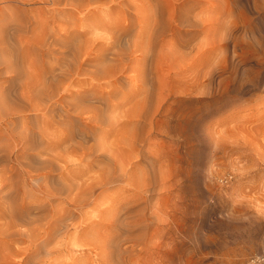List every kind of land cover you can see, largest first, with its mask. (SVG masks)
Segmentation results:
<instances>
[{
    "label": "rangeland",
    "instance_id": "1",
    "mask_svg": "<svg viewBox=\"0 0 264 264\" xmlns=\"http://www.w3.org/2000/svg\"><path fill=\"white\" fill-rule=\"evenodd\" d=\"M18 1L0 0V10H2L0 27H3L1 29L4 32L2 34L0 31L3 35H0V56L5 55L0 57L4 60V63L0 60L2 63L0 92H3L0 95L4 97L5 93V98L0 99V102L5 105L7 103L9 105L13 97L15 99L22 83L21 79L7 67H11L10 64H22L23 62L19 63V59L23 61L24 51L28 47L24 42L21 48L18 47L20 49L18 53L16 35L19 32H14L16 26L13 22L16 21L12 19L18 20L20 16L18 23L16 22L18 25L21 19L27 21L26 18L32 16V12L37 10L35 13L41 15L42 9L44 11L50 8V5H46L41 0H27V3L25 0ZM182 2L185 3L182 10L183 22L176 18ZM13 3L16 8L18 5L21 6L16 9ZM147 4H152L157 19V25L154 24L150 30L147 29L148 32L144 31L145 39L148 38V34L152 35L150 40L147 39L149 40L147 41L148 57L144 56V60L133 61L129 65V71L125 72L129 76L122 74L127 77L125 76V79L123 76L120 79L122 82L113 87L116 89L110 87L106 90L105 87L106 91L115 93H111L113 96L111 94L108 96L107 108L105 103L100 105V101L91 104L92 108L98 106L99 110L106 108L105 111L103 110L104 114L106 112L105 115L103 114L106 123L98 126L97 130L100 131L96 133L97 137L95 136L92 142L98 143V140H102L104 149L108 152H106L107 158L96 159L101 161H98L97 166L95 159L89 161L90 164L94 161V166L93 163L92 166L89 165L91 166L89 172L85 173L82 170L85 175L80 177L84 180L89 173L94 177L96 173L98 174L96 176H99L98 172L105 171L104 175L101 173L100 181L96 180L98 177L94 180L92 175L90 176L93 196L99 198L102 195V199H95L96 202L88 207L80 206L81 208H78L80 211L69 209L73 212L71 214L73 219H64L61 224L66 226L62 228V225L58 226L59 230H55L56 233L53 231V235L41 229L40 237L43 239L39 238V240H44L42 242L44 245H39V248L34 246L39 240L33 243L32 237L27 236L29 235L27 224L15 226L12 223L10 226L7 219L0 218V226L3 228L8 225L10 230H21L17 235L0 236V264H77L81 259L84 260V264L85 262L86 264H244L253 257H264V0H165L163 14H160L162 8L156 0H148L145 4L137 0L136 9L139 17L144 18L147 15ZM4 16L7 20L3 19ZM162 21L166 25L171 21L170 31L169 29L161 31L159 26ZM27 25L30 27L29 22ZM28 29L23 32L30 36ZM130 38L133 36H129L128 40H131ZM12 41H14L13 45ZM118 45L120 47H117ZM122 47L117 44L114 50L120 48L126 50L124 56L126 55L127 58L129 51L126 45L125 49ZM7 50L10 51L8 55L5 53ZM134 55L138 58L142 54L136 50L129 54L130 57ZM50 59L49 63L54 66L56 61ZM101 78L103 79L94 80L93 83L106 84L105 82L110 80L106 77ZM79 79L82 80L81 83L91 81L86 76H80ZM7 85L9 87H6ZM77 85L79 83H74L69 90L72 92L80 90ZM6 97H9L10 101H5ZM0 104L3 107V104ZM5 105L3 108L0 107L2 112L0 113V150L2 151L0 156L3 155L0 169L6 168L9 164L19 167L14 160V154L12 153L11 158L7 155L8 150L13 146L8 134L14 125L16 129L13 132L19 130L21 121L18 115H10V108ZM125 109L129 110V114L134 111L135 114L129 115L127 110V115L123 113ZM121 112L122 115L127 116L120 115ZM110 113L113 116H110ZM114 116L117 120L119 118L120 122L115 121ZM109 117H114L116 124H111L112 120ZM108 118L110 122L107 121ZM52 128L51 126L50 129ZM108 129L118 134L117 139H122V136L126 135L125 138L129 142L125 138L121 141L125 140L130 146L121 142V145L118 143L116 146V135ZM120 130H124L122 135ZM101 135H103L102 139L99 138ZM105 141L108 142L107 146ZM74 154L69 153L70 156H67V160L60 165H70L69 168L72 167L70 169L75 171L79 166L76 172L79 174L83 166L78 163L79 154ZM71 158L76 159L71 160ZM126 159H131L129 165ZM21 160L26 162L24 158ZM118 163H122L125 167L121 165V169L123 167L125 169H118L120 167ZM98 166L100 168H97ZM107 169L115 171V175L119 178L116 181H104L103 177L106 176ZM123 171L126 173L124 174ZM2 174L0 172V187L6 177ZM112 174L110 172V175ZM79 175H77L78 179ZM122 176L124 177L121 178ZM120 180L121 182H118ZM127 180L131 181L130 185ZM18 181L16 188L18 202L22 196L28 199L29 193L31 199L43 198L42 194L34 191L35 182L29 177L24 174L20 176L19 173ZM50 182L49 188L56 191L55 189L59 188V180L54 179ZM19 191L21 195L18 194ZM104 191L105 193L102 194L101 192ZM64 195L65 193L55 195L52 198L54 204H59ZM103 207H111V212H114L109 215L112 217L108 216L111 220L97 219L98 208ZM4 208L5 206L0 202V213ZM117 209L121 210L120 213ZM83 211L90 214L88 216L90 219L93 218L95 223L91 236L85 235L81 228L84 223V225L88 224L87 220L79 216ZM77 220L81 221L79 224L76 223L78 226L75 225ZM37 222L29 226H39L38 223L42 224L45 220ZM12 251H17L19 254H13ZM256 264H264V261Z\"/></svg>",
    "mask_w": 264,
    "mask_h": 264
},
{
    "label": "bare ground",
    "instance_id": "2",
    "mask_svg": "<svg viewBox=\"0 0 264 264\" xmlns=\"http://www.w3.org/2000/svg\"><path fill=\"white\" fill-rule=\"evenodd\" d=\"M19 1H21V0H19ZM41 1L46 3V5L47 4L50 5V8H48V10L43 11V9H42L43 13L41 15L36 14L35 13L37 11L36 10L35 12H32V16H29L27 18L25 17L27 21H24V20L22 21V19H21L22 22L20 21L18 25H16V22L19 21L20 16H19L18 20H14L15 18L12 19L13 21H16V22H13L16 26L14 32H17V33L19 32V34L16 35L18 38V43H17L18 44L17 45L18 53L20 50L18 47L21 48V46L24 42H25L24 44H27L28 47H27V49H25L24 55L20 52L21 56L23 55V61H21L19 59L21 56L18 57L19 63L23 62L22 64L21 63H20V65L17 63L15 65L10 64L11 67H9V66L7 67L6 66L7 63L5 62L6 63L5 66L8 68V70L10 72H13L17 78H20L22 83L21 84L19 83L20 88L17 91L18 93L15 96V99H14V97L12 98V96H11L13 103L9 102V105H8V103L5 105V103H3L2 101L0 102L3 104V107H4V105H5V107L8 105V108H10L9 114L14 115V116L18 115L20 118L19 120L21 121L19 130H17L16 132H13L16 129L15 125L11 128L8 136L10 139H12L13 146H11V148L9 150L7 149L9 151V154L7 155L8 158L13 157L12 156V153H13L14 154V160L16 161L17 166H19V167L16 168V166L9 164L6 168L0 169V172L3 173L2 175L3 176L6 175L5 179H3L2 186L0 187V202L5 206V208L0 213V218L7 219L8 223H10L9 224L10 226L12 223H14L15 226L27 224L29 227V228H27L29 230V235L27 234V236H30L29 238L32 237L31 241L33 243L35 241H38L39 238L40 239L42 238V237H40V233L42 231H47V233L50 234V232L52 233L53 231L55 232V230H59L58 226L62 225L61 223L65 221L64 219H66V220L67 219H73L72 218L73 215H71V214H73V212L70 211L71 209L75 211V210H79L78 208L80 206H83V208H84V206L88 207V205L94 204L95 199L100 200L99 198L103 197L102 195L99 198L96 196L98 198L97 199L93 196L94 190L92 189L93 184L91 182V180H92L91 177H93L92 174H91L92 176L90 175V173H89V175L85 176V177H87L86 179L83 177L84 180L81 179L82 177H80V176L85 175L86 171L89 172L88 169L92 166L91 164L94 162L93 161L90 164V162L92 160H94V159L96 160L100 157L105 158L106 152H108L107 150L105 151L104 143L101 140L103 135H101L99 137V138H101L100 140L102 142L99 140H98V143L92 142V140H94L97 137L96 133L100 131L99 129L97 130L98 126H100L102 123H104L106 121V118L104 117L106 112L104 114L103 110L105 111L106 108L108 107V106L106 107V105L108 104V102H106V100H108V96L113 92V91H111V93H110V92H108L109 90L108 91H106V90L110 87H112V88L116 87V85L118 83L120 84V82H122L120 80L124 76L122 74L129 71L128 70L130 68L129 65H131V63L133 61L136 62V59L137 60H144V56L148 57L147 52L149 50V46H148L147 41H149L152 38L151 37L152 35L148 34L149 40H147L148 38L145 39V33L146 32H144V31H147V29L150 30L151 26H153L154 24L157 25V19L155 18L152 4L146 5L147 15L144 18H141L138 16V11L136 9L137 8L136 7L137 0H41ZM164 1L165 0H163V1H161V0L157 1L156 0V3L158 2L160 7L162 8L160 10L161 11L160 14H163V11H164L163 6L166 4V2L164 4ZM25 2L27 3V0H25ZM140 2L145 4V3H148V0H140ZM4 4H6V3H4ZM15 4H16V2H15ZM9 5H12V4H9ZM15 6L13 3V7H15ZM18 6H21V5H18ZM18 6H17V8L16 7L15 8L18 9ZM183 6L185 7V3L182 2L179 5L180 9L177 7V10L179 9V11H177L178 15L176 14L177 15L176 18L178 19V21L184 20L183 11H182V10H184ZM9 8L11 9L12 7H9ZM15 8H14V10H15ZM19 9H21V8H19ZM0 11H2V10H0ZM16 11H19V10H16ZM29 11H31V10H28V12ZM32 11H34V10H32ZM20 12H24V11H20ZM1 15H3V14H1ZM18 15H17V17H18ZM5 16L3 19L7 20L5 18ZM7 16L9 19L10 14ZM14 17H16L15 14H14ZM1 18H2V16L0 17V20H1ZM3 19H2V21H3ZM5 20H4V22H5ZM27 22H29L30 27L27 25ZM171 24H172L171 21H168L167 25L165 24L164 21H162L159 28L161 29V31H165V30H168L170 28V26L172 27ZM4 25H2V26H4ZM1 28H3V27H0V29ZM24 28H26V29H24ZM27 28H29L28 31H30V33H31L30 36L25 35L26 33L23 32L25 30L27 31ZM0 31H2L1 32L2 34L4 33L2 29ZM10 31H11V29H10ZM169 31H170V29H169ZM1 33H0V35H2ZM174 33H175V30H174ZM131 35L133 36V38H130L131 40H128V37ZM138 38H139V40H138ZM145 40H146V42H145ZM7 41H9V40L7 39ZM7 41H5V42H7ZM13 42L14 41L11 42L12 45L14 44ZM117 44H120L121 47L124 46V47H122L123 49H125V45H126L127 50L129 51V54H130V52H134L135 50L140 51L142 54L141 55L142 57L140 56L137 58V56H135V55L133 57H130L128 52H127L128 55H127V58H125L126 55L124 56V54H126V50H121V48H120L121 51L120 50H116V51L114 50ZM117 47H120V46L118 45ZM6 49H7V47H6ZM116 49H119V48H116ZM7 51L5 53L9 54L10 51H8V52ZM2 52H4V50ZM2 56H0V57L2 58ZM16 56H18V55L16 54ZM50 57H51V59H50ZM48 58L50 59V61L53 58L56 61V64H54V66L52 64H50ZM54 60H53V62H54ZM146 60H147V58H146ZM1 61L3 62L4 60H1ZM6 61H9V60H6ZM10 62L11 61H9V63ZM0 64H2V63L0 62ZM139 64H140V62H139ZM138 66H140V65H138ZM138 66L136 69H138ZM7 68L5 70H7ZM140 71H142V70H140ZM142 72L140 73V75L142 74ZM144 72H145V70H144ZM147 74L149 75V73H147ZM126 75L129 76L128 74H126ZM143 75H146V74H143ZM80 76L89 77L91 79V81L88 80L89 82L86 81V82L81 83L82 80L79 79ZM125 76H124V78H125ZM101 77H106L108 79L110 78V80L106 81L105 82L106 84H103V82L93 83L94 80L100 81L99 79H103ZM141 77H142V75H141ZM143 77H142V79H143ZM12 80H14V79H12ZM118 80H119V82H118ZM148 80L151 81V79H148ZM148 80H145V81H148ZM15 83H17V82L15 81ZM74 83L75 84L79 83V85H77V86H79L78 89H80V90H77L74 92L69 90L70 87ZM14 86H15V84H14ZM6 87H9V86L7 85ZM17 87H18V85H17ZM105 87H106V90H105ZM118 87H120V86H118ZM113 89H116V88H113ZM13 91H14V89H13ZM9 92L11 93V90L8 91V93ZM117 92H118V90H117ZM0 93L2 94L3 92L1 91ZM112 94H115V93H112ZM6 95H7V93H6ZM9 97L8 98L6 97L7 100L5 99V101H10V100H8ZM129 97H131V96H129ZM3 98H5V93H4V97L2 95H0V99L3 100ZM94 101L95 102L100 101V105H101V103H103V104L105 103L106 108L100 109L101 111L97 108L98 106L97 107L94 106V108H92L91 104ZM110 105H113V103H110ZM0 107H1V104H0ZM3 107H1V108H3ZM111 107L115 108V106H111ZM129 109H131V108H129ZM127 110L125 112H123V111L122 112L127 114ZM107 111H109V110H107ZM112 111H113V109H112ZM122 112L120 115H122ZM134 112L133 113L130 112V114H135ZM0 113L2 114V112H0ZM128 114H129V110H128ZM108 115H109V113H108ZM124 115H122V116H124ZM127 115H125V117ZM110 116H113V115H111V113H110ZM114 117H111V118L109 117L110 120H112L111 124L114 123ZM128 117H127V120H128ZM135 117L136 116H134V118ZM109 118L107 119L108 122H110ZM116 118L117 117H115V119ZM120 118H121V116H120ZM130 119H133V118L130 117ZM15 121H17V118L15 119ZM115 121H119V118H118V120L116 119ZM108 122H107V124H108ZM124 122H126V120ZM13 124H14V122H13ZM114 124H116V122ZM106 125H104V126H106ZM51 126L53 127L52 129H50ZM109 127H111V129L113 128L112 126H109ZM105 128H107V127H105ZM116 128L119 129L118 127H116ZM48 129H50V130H48ZM111 129H108V130L110 132H113V131H111ZM108 130H106V131H108ZM120 131H122V130H120ZM123 131L120 132V134L124 133ZM13 133H15L17 135H14ZM105 133H104V135H105ZM100 134H101V132H100ZM108 134L110 136L109 132H108ZM114 135H116V133H114ZM106 137H108V136H106ZM116 137H118V134L115 136V139H116L115 145L116 146L118 143L120 145H121V143L126 144L125 140L127 142H129L127 140V138H125L126 135H123L122 139H117ZM111 138H113V137H111ZM123 138H125L124 142H122ZM114 140H111V142H114ZM90 142L93 144H90ZM105 143H106V141H105ZM107 143H106V146H107ZM127 144H126V146H127ZM120 145H118V146H120ZM129 146H130V143L128 144V147ZM131 146H133V145H131ZM15 147H16V149H15ZM133 147H135V146H133ZM2 148H4V147H2ZM13 149H14V152H12ZM114 150H115V148H114ZM116 151H117V149H116ZM131 151H134V150H131ZM0 152H2V151L0 150ZM119 152L122 153L121 150H119ZM69 153H71L73 155H75L74 153L79 154V155L76 154L78 157L80 156L78 159V163L84 167L83 168L81 166L82 168L79 171L80 175L78 173H76L79 170L78 168H80L79 166H77V164H76V166L78 168H76L74 166L77 169V171H75V169L74 170L70 169V168H72V167L69 168L70 165L69 166H67L65 164L60 165L61 162L67 160L66 157L70 156V155H68ZM115 156H117V155H115ZM2 157H3V155L0 156V162L2 161ZM78 157H76V158H78ZM118 157H119V154H118ZM8 158H7V160H8ZM22 158H24L26 160V162L21 160ZM76 158H71V160L72 159L74 160ZM120 158H122V157L120 156ZM113 159H115V158L113 157ZM103 160H105V159H103ZM119 160H121V159H119ZM124 160H125V158H124ZM127 160L129 161L131 159H126V161ZM84 161H88V162H84ZM98 161L101 162L100 160H96V164H95L96 166L98 164ZM112 161L114 163V160H112ZM6 162L7 161H5V163ZM107 162L105 164H107ZM113 163L111 162V164H113ZM122 163L117 164V165H120V167H118L116 165L118 167V169L119 168L121 169V165L124 166ZM127 163L129 165V163H131V162L129 161ZM102 164H103V162H102ZM105 164H103V165H105ZM3 165H4V163H3ZM89 165H91V166H89ZM93 166H94V163H93ZM97 168H100V167L98 166ZM97 168L95 170L96 172L98 171ZM82 170L85 173L81 172ZM93 170H94V168H93ZM106 171H107V174L105 177H103L104 181H107V180H109V182H110V180L116 181L119 178L118 175H115V173H114L115 171L108 170V169ZM132 171L133 170H131V172ZM139 171H141V170H139ZM104 172H98V173H100L99 176H96V175H98L97 173H96V175L93 173L95 175L93 177L94 180L96 177H98V178H96V180L101 178V176H102L101 173H103V175H104ZM110 172H112L113 174L110 175ZM124 172L126 173V171H123V173ZM19 173H20V176H21V174H24L25 176L29 177L30 180L35 182V190L34 191L35 192L37 191L40 194H42L43 198L31 199L30 198L31 195L29 193V195H27L28 199H26L25 196H22L20 201L18 202L17 197H16V188H17V184L19 182L18 181V174ZM119 173H122V172H119ZM119 173H116V174H119ZM74 175H76V176H74ZM77 175H79V177H80L79 179H81V181L78 179ZM127 176H129V175H127ZM123 177L124 176H122L121 178H123ZM1 178H3V177H1ZM125 178H127V177H125ZM130 178H131V175H130ZM130 178H129V180H131ZM54 179L59 180V183H58L59 188L55 189L56 191L51 190L48 186L49 182L50 181L52 182V180H54ZM121 180H123V179H121ZM121 180L118 182H121ZM22 181L23 180H21V182ZM28 181H27V183L29 184ZM99 181H100V179H99ZM126 182H128V180ZM129 182H131V181H129ZM129 182H128V184H129ZM53 183H55V182H53ZM100 183H102V182H100ZM106 184H109V183H106ZM32 186H34V185H32ZM54 186H56V185H54ZM18 189H19V187H18ZM102 190H105V189H102ZM28 191L26 193H28ZM61 193H65V195L61 199V201L59 202V204H62V206H59L60 207V209H59V207H58L59 204H54V202L52 201V198L55 197V195H61ZM101 193L103 194V193H105V191L101 192ZM18 194L21 195L20 191ZM34 195H35V193H34ZM34 195H32V196H34ZM105 195H104V197H106ZM113 197H111V198H113ZM137 199H139V198H137ZM127 200H128V198H127ZM124 201H126V199ZM131 201H132V199H131ZM129 203L131 204L132 202H129ZM146 203H147V201H146ZM100 206H102V205H100ZM93 208H91V209H93ZM136 208H137V206H136ZM34 209L36 211H33ZM118 210L119 209H117V211ZM121 210H119V213ZM111 211H112L111 207L98 208L96 217L98 220L107 219L108 216L111 215V213H112ZM87 212H89V210ZM87 212H84V211H83V213L80 212L79 216L82 219H84L85 221L86 220L88 221V222H86L88 224L84 225L85 224L84 223L81 228L84 230L85 235L88 234L91 236L94 232L93 230H94L95 223H94L92 217H91L92 219H90V217L88 216L90 214H87ZM91 212H93V210ZM112 214H114V212ZM76 216H77V214H76ZM109 217H112V216H109ZM118 217L119 216L117 215V218ZM74 219H75V217H74ZM108 219H110V218H108ZM44 220H45V222H43L42 224L38 223V222H42ZM78 220H80V219H78ZM78 220H77V222H75L76 226H78L76 223L79 224L81 222V221L78 222ZM36 221H38L37 223L39 226H36V227L29 226V224H31L33 222L35 223ZM107 221H109V220H107ZM68 222H70V221H68ZM110 222L112 223V221H110ZM116 223H117V220H116ZM65 226L66 225H62L61 228L65 227ZM9 228L10 227L8 225L4 228H3V226H0V236H2V237L8 236L9 237V236H13V235H17V234L21 233V230H19V229L10 230ZM36 229H37V232H35ZM41 229H42V231H40ZM52 235H53V233H52ZM45 237H47V234ZM49 237H50V235H49ZM83 239H86V238H83ZM43 241L39 240L37 243H34V246L39 248L40 247L39 245H44L42 243ZM47 242L48 241H46V243ZM12 253L16 254V255L19 254L17 251H12ZM26 254H28V253H26ZM79 254H81V253H79ZM34 255H36V254H34ZM34 255H32V256H34ZM83 256L85 257V255H83ZM71 257H73L72 254H71ZM76 259H77V257H76ZM28 260L29 259H27V261ZM86 263L87 262H85V264ZM77 264H84V260L83 259L79 260L77 262Z\"/></svg>",
    "mask_w": 264,
    "mask_h": 264
},
{
    "label": "built area",
    "instance_id": "3",
    "mask_svg": "<svg viewBox=\"0 0 264 264\" xmlns=\"http://www.w3.org/2000/svg\"><path fill=\"white\" fill-rule=\"evenodd\" d=\"M264 261V257H253L251 259H249L248 261H246L244 264H256L259 262H263Z\"/></svg>",
    "mask_w": 264,
    "mask_h": 264
}]
</instances>
